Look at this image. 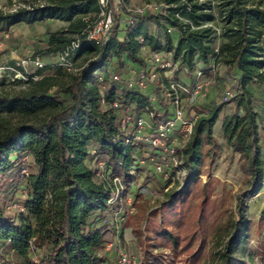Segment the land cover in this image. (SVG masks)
I'll return each mask as SVG.
<instances>
[{
    "label": "trees",
    "instance_id": "16d2710c",
    "mask_svg": "<svg viewBox=\"0 0 264 264\" xmlns=\"http://www.w3.org/2000/svg\"><path fill=\"white\" fill-rule=\"evenodd\" d=\"M128 2L123 0L118 24L100 45L86 36L88 25L98 15V0H58L15 11L0 10V33L20 22L37 24L50 18L65 21V27L48 30V47L43 50L54 56L72 40L81 41L72 57L76 70L47 64L72 77L67 85L46 76L30 91L0 95V264L4 247L16 257L12 264H34L35 256L41 264L106 263V245L115 233L109 215L119 207L118 201L109 203L118 187L117 178L134 195L138 212L130 227L144 245L145 259L156 258L165 264L199 263L208 246L205 237L196 245L204 205L220 183L210 178L199 187L200 176L216 160L219 143L214 127L224 104L230 101L235 102V108L224 118L222 130L232 151L240 154L239 166L244 173L238 193L240 212L244 198L263 185L264 117L255 106L251 86L264 91V0H162L167 5L164 12H148L135 25L127 21ZM123 12L128 15L120 23ZM150 20L155 26H149ZM170 28L178 32L176 40ZM143 46L148 51L166 53L191 71L200 66L215 81L221 62L227 66L228 76L234 78L231 88L236 92L226 102L214 98L191 106L189 112L200 116L183 149L185 183L179 190L166 191L162 205L151 209L140 203V178L148 172L143 184H153L154 190L163 193L168 181L160 174H150L149 161L138 162L143 149L125 143L120 119L126 113H138L150 104V92L160 91L153 87L146 91L127 88L113 80L114 73L127 72L125 58L145 65ZM82 54L95 58L80 63ZM213 63L215 71L211 72ZM6 80L11 81L4 77L0 83ZM52 87L56 88L49 93ZM115 99L122 104L119 108L111 106ZM160 102L164 105L161 119H166L172 115L169 100L161 98ZM15 112L47 116L10 124L4 115ZM196 196L202 199L201 209L193 220ZM11 200L25 209H9ZM241 221L231 215L220 223L214 216L213 249L226 239L224 249L219 251L220 264L240 263L232 250L247 237L246 229L239 227ZM164 249L171 251L172 259L166 257Z\"/></svg>",
    "mask_w": 264,
    "mask_h": 264
},
{
    "label": "built area",
    "instance_id": "2783aa9c",
    "mask_svg": "<svg viewBox=\"0 0 264 264\" xmlns=\"http://www.w3.org/2000/svg\"><path fill=\"white\" fill-rule=\"evenodd\" d=\"M99 12L96 19L90 23L86 29L87 39L100 45L110 38L112 29L118 24L123 0H98ZM167 5L164 3L147 2L141 7L131 8L127 6L130 16L128 24L135 25L140 16L148 11L164 12ZM170 32L174 30L169 29ZM144 38L140 37V41ZM81 46L80 39H75L62 49L55 57L53 64L63 66L68 70H76L72 57ZM0 49L3 44L0 41ZM145 65L140 69L129 68L124 74H113V80L123 82L127 88H136L146 91L149 88H159L160 94L150 92L148 106H145L138 113H126L120 119L121 128L124 133L125 143L138 145L143 149L138 162L144 164L149 161L151 164L150 174H160L164 180L168 181L166 190L177 183L179 189L185 183L186 167L184 166L183 149L190 139L195 123L200 116L197 112H189L190 107L185 103L187 98L194 99L192 105L200 106L208 98L211 89L216 85L215 79L206 74L200 66L194 71L181 64L179 60H173L164 52L148 51L143 46ZM42 68L46 65L41 59L33 56L5 60L0 63V79L9 77L11 81L25 78V73L29 72V66ZM210 71H215V64H212ZM182 74L183 78H178L176 74ZM164 78V79H163ZM166 79V84L164 80ZM191 79H194L190 82ZM104 94V91L102 90ZM236 96L232 88H226L221 94L219 102H226ZM163 98L169 100L172 115L166 119L162 118L164 105L160 102ZM168 98V99H166ZM104 101V99H103ZM121 102L115 99L111 106L119 108ZM145 153V154H144ZM24 173H28L25 169ZM118 187L115 195L109 200L110 204L119 202V207L114 208L109 215L114 227V238L108 241L106 248H115L113 260H108L106 264H144L145 252L140 249L137 253H131L122 242L125 225L131 215L136 213L134 197L126 191L122 180L117 178ZM126 199L127 206L123 207L122 202ZM9 209H22L25 207L15 200L9 201ZM137 240V239H136ZM172 259V255L166 254ZM34 264H41L38 256L34 257ZM104 264V263H103Z\"/></svg>",
    "mask_w": 264,
    "mask_h": 264
},
{
    "label": "rangeland",
    "instance_id": "374dc122",
    "mask_svg": "<svg viewBox=\"0 0 264 264\" xmlns=\"http://www.w3.org/2000/svg\"><path fill=\"white\" fill-rule=\"evenodd\" d=\"M54 1L58 0H0V10H3L5 12L15 11L20 7H28L31 4H50ZM149 1L155 2L157 4L162 3V0H129L128 5L131 8H136L141 7L143 4ZM160 22H164V19H160ZM51 23L52 28L54 29L63 27L65 25L63 21L57 19L53 21L51 20ZM149 26H155L154 20H150ZM38 29L39 32H37V35L40 36L43 34V28L39 26ZM25 31H27V34H24ZM19 35L21 36V38L23 37V39H20ZM32 35L33 34L27 28V23L25 22L14 24L9 28L7 32H1L0 41L3 44V49L7 48L9 51L3 61H13L15 59L25 58L27 55H29L30 49L34 43L31 40ZM174 36L177 37L176 33H174ZM35 54L48 57V54H45V50L43 49H40L38 51L36 50ZM78 58L80 63H86L87 61L95 57L87 54H82ZM55 59L56 57L50 54L48 63L52 64ZM48 65L47 67L43 68H36L35 66L31 65L28 67L29 72L25 73V78L16 82L6 80L4 83H0V95H14L17 93L30 91L34 88L36 82L46 76L55 77L56 81L60 85H67L72 80V77L70 75L66 73H58L55 68L49 67ZM217 67L218 69L216 73V85L211 89V91L216 94L215 98L217 99V101H220L223 90L226 88H231L233 86L234 78L228 76L227 66L223 63L219 62ZM49 68L50 70H47ZM176 75L178 76V78H183L182 74L180 73ZM193 80L194 79H191L190 82H192ZM164 83L167 86L166 79L164 80ZM55 88L56 87H52L49 90V93H52ZM251 89L255 95V106L264 117V91H260L257 85L251 86ZM185 103L188 105V107H190L189 109H191V106L194 103V99L187 98ZM234 108V101H230L224 104V108L214 127V133L219 143L218 155L214 164L212 166H206L203 174L200 176L201 181L199 187H202V185L210 178L218 179L220 183L217 184L215 195L208 199L207 205H204L205 215L203 217L202 231L198 235L196 245L199 243L200 238L205 237V241L208 243V246L203 252L201 260L197 264H220L221 256L219 254V251L224 249L226 239H224V244L222 246L214 250L212 247L214 242L211 240V228L215 224L214 216H217L219 218L220 223H224L231 215H233L234 219L238 222L241 221L243 215L244 218L240 222L239 227L242 229L245 228L247 231L246 240L242 243L234 245L232 250L233 257L239 260L240 263L238 264H264V182L262 187L253 195L244 198V204L242 205V210L240 212V210L238 209V193L243 187L244 180V173L239 166L240 154L238 152L232 151L231 147L227 144L222 130V123L224 118L228 114H230L234 110ZM46 116L47 115L45 114H40L37 116H26L16 112L4 115L5 120H7L10 124H15L21 120H26L29 122L43 120L46 118ZM146 174L149 175L148 172ZM147 175H144L140 178V187L138 188V192L142 193V199L140 200L141 202H139L141 204H147L149 209H151L162 205L163 200L166 199L164 194L168 190L164 189L163 193L154 190L155 188L153 184H151L150 187L144 185L143 183L146 181ZM172 189L179 190V185L177 183L173 184L169 187V190ZM131 194L133 195V193ZM201 200L202 199H200L199 196H196L193 200V220H196L197 216L200 213ZM122 206H127L126 199L123 200ZM134 206L137 213L138 207L135 205V201ZM212 208L214 210L213 212H211ZM12 210L15 211L16 208H13ZM136 213L134 215H131L127 223L124 224L125 231L124 236L122 237V242L133 254L137 253L140 249L144 250V245L136 240L137 236L134 233L133 229L130 227V223L136 217ZM215 244H217V241H215ZM111 250L113 252H111ZM111 250H108L107 248L105 250L109 255V261L113 260L115 255V248H111ZM163 252L164 254H168L170 256L172 255L169 249H164ZM15 259L16 257L11 254V251L8 247H4L1 250V264L15 263ZM149 261L150 260L145 259L144 264H165L161 260H156V258L154 260H151L150 262Z\"/></svg>",
    "mask_w": 264,
    "mask_h": 264
},
{
    "label": "crops",
    "instance_id": "0c3cea01",
    "mask_svg": "<svg viewBox=\"0 0 264 264\" xmlns=\"http://www.w3.org/2000/svg\"><path fill=\"white\" fill-rule=\"evenodd\" d=\"M148 12H152V11H148ZM148 12H147V13H148ZM127 15H128V14H127L126 12H123V18L120 19V23H124V22H125ZM51 20L53 21V20H56V19H51V18H50V19H48V20H46V21H43V22H40V23H37V24H27V28H28L29 31L33 34V35L31 36V40H32L34 43H33L32 47H31V49H30V53H29V55H27L26 57H28V56L37 57V58L41 59L44 63H46V65H47V64H50V63H48L50 53L45 52V54H48V55H47L48 57H45V56H42V55L35 54V52H36V50L38 51V50H40V49H45L46 47H48V38H49L48 30H57V29L62 28V27H60V28H56V29L52 28ZM57 20H60V19H57ZM61 21H63V20H61ZM63 22H64V24H65L63 27H65V26L67 25V23H66L65 21H63ZM39 26H40L41 28H43V34L40 35V36H42V37H40L39 35H37V32H39V31H38V30H39V29H38ZM174 33H176L177 37L174 36ZM24 34H27V31H25ZM19 36H20V35H19ZM178 36H179L178 32H177L176 30H174V31H173V38L176 40V39L178 38ZM20 39H23V37L21 38V36H20ZM18 43H19V42H18ZM8 53H9V51H8L7 48H6V49H0V63L3 62L4 58L6 57V55H7ZM15 58H16V57H15ZM124 60H125V65H126V67H127L128 69H129V68H133V67H136V68L140 69V68L142 67L141 65L134 64V63L131 62L128 58H125ZM49 62H50V61H49ZM215 97H216V94H215L213 91H211V92L209 93V95H208V98L206 99V100H207L206 102H208V101L214 99ZM261 192H262V191H261ZM261 192H260V193H261ZM110 250H111V249H110ZM111 252H113V251L111 250Z\"/></svg>",
    "mask_w": 264,
    "mask_h": 264
}]
</instances>
